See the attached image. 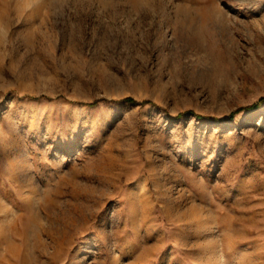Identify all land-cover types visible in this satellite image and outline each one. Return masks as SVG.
Instances as JSON below:
<instances>
[{"label":"rangeland","instance_id":"1","mask_svg":"<svg viewBox=\"0 0 264 264\" xmlns=\"http://www.w3.org/2000/svg\"><path fill=\"white\" fill-rule=\"evenodd\" d=\"M0 264H264V0H0Z\"/></svg>","mask_w":264,"mask_h":264},{"label":"trees","instance_id":"2","mask_svg":"<svg viewBox=\"0 0 264 264\" xmlns=\"http://www.w3.org/2000/svg\"><path fill=\"white\" fill-rule=\"evenodd\" d=\"M263 99H261V101H262ZM121 101H123V102H126V103H129V104H133V105H139V104H144V103H149L148 101H144V102H139V101H137V100H135L133 97H126V98H124V99H122ZM92 104H95V102H93ZM259 105V103H257V104H253V105H251V106H248V107H245V108H243V109H248V108H254V107H256V106H258ZM240 110H242V109H240ZM189 114H194L193 112H188ZM184 114H180V115H178L177 117H175V118H180L181 116H183ZM198 117H201V116H199V115H197ZM233 116V115H232Z\"/></svg>","mask_w":264,"mask_h":264}]
</instances>
